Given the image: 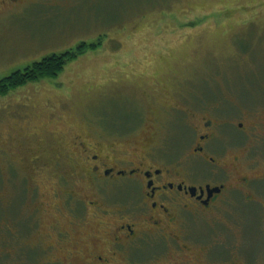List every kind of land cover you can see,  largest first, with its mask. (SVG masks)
<instances>
[{"label": "rangeland", "instance_id": "374dc122", "mask_svg": "<svg viewBox=\"0 0 264 264\" xmlns=\"http://www.w3.org/2000/svg\"><path fill=\"white\" fill-rule=\"evenodd\" d=\"M27 1L18 7L0 0V81L44 58H78L57 78L30 82L0 100V264L53 262L34 249L38 242L46 248L42 236L54 224L73 236L68 248L92 240L91 207L79 206L75 228L55 207L63 191L103 201L82 142L105 154L130 153L128 145L145 136L179 159L194 139L189 124L233 116L255 130L251 146L229 148L230 159L248 153L257 170L264 164L257 154L264 153V0ZM105 129L134 131L115 137ZM224 132L231 143L243 140L233 126ZM221 149L222 141L212 146ZM192 167L207 175L201 162ZM239 210L247 238L255 240L257 208ZM229 219L230 237L239 236L236 214Z\"/></svg>", "mask_w": 264, "mask_h": 264}, {"label": "flooded vegetation", "instance_id": "af4514ba", "mask_svg": "<svg viewBox=\"0 0 264 264\" xmlns=\"http://www.w3.org/2000/svg\"><path fill=\"white\" fill-rule=\"evenodd\" d=\"M12 3L19 7L28 1ZM232 117H224L225 122L219 124L203 119L200 127L189 124L194 139L184 143L189 146L179 159L164 156V144L154 145V138L145 136L135 145H128L130 153L115 149L105 154L102 146L95 144L89 150L82 142L85 163L95 177L93 189L104 195L103 201L63 191L56 194L55 207L67 212L72 228L82 222H76L83 216L79 206L91 207L95 215L92 240L81 247L68 248L73 236L54 224L42 236L46 248L42 249L43 243L38 242L35 252L42 250L46 255L41 258L53 260L49 264H77L74 261L78 259H83L82 264H264V164L257 170L247 161L248 153L230 159L229 148L241 150L255 130L254 126L245 130ZM230 126L242 134V142L229 141L223 131ZM134 129L102 131L105 135L127 137ZM104 134L100 136L105 138ZM220 141L221 151H213V144ZM257 154L264 162L263 151ZM63 159L56 161L61 163ZM39 162V158L34 160L36 166ZM199 162L206 166L207 175H198L193 169ZM250 205L258 210L255 240L247 238V218L242 220L239 210ZM234 214L241 230L239 236L232 234L231 238L229 217ZM21 229L28 232L29 227ZM200 230L202 237H197ZM31 260L35 261L34 256Z\"/></svg>", "mask_w": 264, "mask_h": 264}, {"label": "trees", "instance_id": "16d2710c", "mask_svg": "<svg viewBox=\"0 0 264 264\" xmlns=\"http://www.w3.org/2000/svg\"><path fill=\"white\" fill-rule=\"evenodd\" d=\"M88 46L83 45L77 49L76 55H81ZM94 46L90 47L93 49ZM71 54V53H70ZM51 56L44 58L42 61L34 64L33 66L25 69L24 71L15 72L10 76L0 81V100L13 92L15 89L22 87L30 82H35L44 78H57L64 70L67 62L78 58L75 56Z\"/></svg>", "mask_w": 264, "mask_h": 264}]
</instances>
